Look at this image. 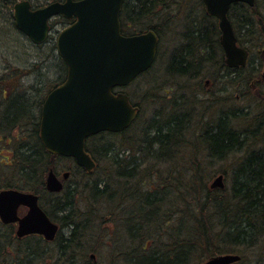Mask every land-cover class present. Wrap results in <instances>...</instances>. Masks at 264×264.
<instances>
[{
  "label": "trees",
  "instance_id": "obj_1",
  "mask_svg": "<svg viewBox=\"0 0 264 264\" xmlns=\"http://www.w3.org/2000/svg\"><path fill=\"white\" fill-rule=\"evenodd\" d=\"M190 1L124 0L120 21L125 35L153 30L160 37L166 27L174 22L178 11L183 12L184 9L191 28L188 26L183 30L182 40L187 43L182 42L172 51L164 63L161 80L149 75L152 71L149 69L129 85L133 87L129 97L135 92L140 97V103L134 105L140 108L141 104L150 100L156 107L149 121L141 125L139 133L129 135L140 121L138 119L130 129L119 135L101 133L89 138L86 148L96 166L91 174L75 168L80 177L86 179L82 187L75 182L73 187L68 186L57 194L45 192L43 181L46 171L59 157L50 156L45 151L36 139L37 128L30 130L32 141L29 145L21 143L15 158L10 160L9 166H5L8 185L36 189L35 193L40 196L41 206L48 217L60 229H70L69 237L63 236L61 230L57 234L55 250L59 259L53 264H68L67 249L71 253L90 249L89 244L85 247L86 242L79 235L95 211L96 219L101 220L102 224H119L127 234L125 241L130 243V250L116 252L112 256V259L122 257L125 264H192L195 261L200 264L211 256L226 254L231 250L243 254L256 247L260 256L251 264H264V248L258 245L264 240V150L248 152L237 167L235 184L230 192L225 188L210 189L208 182L213 176L206 173L205 166L201 165L204 157L200 155L202 147L207 148L209 158L219 164L229 153L238 152L249 145L246 143L248 139L242 138V135L250 137L248 131L234 129L231 119L227 120L224 116L206 121L204 125L199 120L200 126H194L191 121L195 110H183L178 115H172L175 111L169 114L162 111L165 104L169 105L170 102V109L173 104L178 110L190 101L201 102V114L206 113L211 106L205 103L217 101L215 94L202 102L193 93L196 89L194 84L188 82L198 80L202 74L208 73L207 70L210 73L213 68L211 64L219 66V72L229 71L222 61L223 55L216 39L217 27L205 21L200 13L193 16L192 11L197 7H192ZM14 2L0 0V11L11 10ZM237 7L234 5L233 8ZM262 7L264 0H257L252 8L243 6L250 25L242 24V28H247L250 36L255 33L250 13L257 16L255 11ZM175 8L177 12L172 14ZM238 20L237 15L233 23L239 26ZM216 48L220 50L221 61L216 60ZM180 81L185 84L180 85ZM231 84L237 87L239 81L232 80ZM165 86L175 90L169 98L171 101L158 94ZM31 101L32 98H16L6 111V123L10 124L25 114L29 117ZM11 130L21 132L19 128H3L2 136L8 137L7 134L11 135L12 132H7ZM18 133L17 137L21 136L22 132L20 135ZM117 138H120L118 143ZM11 141H15L14 137ZM165 165L171 167L166 175L160 172ZM223 175L226 177L225 172ZM81 194L84 195L83 200ZM126 200H129V206L125 204ZM79 201L84 202L85 208L77 213L76 204ZM97 204H103L108 214L103 213L102 216V212L99 214L96 208L92 209ZM103 228L104 225L102 233ZM153 238L159 240L156 249L151 246V243L154 244ZM90 240L86 238L87 242ZM97 240L101 238L97 237ZM11 242L4 240V248L11 249ZM39 244L30 242L11 250L19 256L20 264H50L48 249ZM83 252L86 256V251ZM72 258H75L73 254ZM242 260L241 256L236 264H242Z\"/></svg>",
  "mask_w": 264,
  "mask_h": 264
},
{
  "label": "water",
  "instance_id": "obj_2",
  "mask_svg": "<svg viewBox=\"0 0 264 264\" xmlns=\"http://www.w3.org/2000/svg\"><path fill=\"white\" fill-rule=\"evenodd\" d=\"M206 13L219 20L221 46L228 67L245 65L247 51L236 46L227 19L233 3L254 6L255 0H202ZM123 0H81L53 3L31 11L28 1L16 3L13 19L16 28L34 44L45 41L48 20L55 15L75 18L73 24L58 34L56 50L65 62V81L46 97L41 111L39 137L51 155L72 157L76 164L91 171L94 163L85 152V140L99 132H121L136 118L137 108L124 93H113L127 86L148 70L156 57L157 36L153 31L122 36L119 21ZM67 178V173L63 175ZM46 190L58 193L62 184L52 170L45 179ZM223 177L214 179L211 188H223ZM20 206L28 210L18 217ZM0 218L5 224L17 223L16 236L42 235L52 241L58 226L50 221L38 205V196L14 189L0 192ZM237 255L213 256L203 264H232Z\"/></svg>",
  "mask_w": 264,
  "mask_h": 264
},
{
  "label": "rangeland",
  "instance_id": "obj_3",
  "mask_svg": "<svg viewBox=\"0 0 264 264\" xmlns=\"http://www.w3.org/2000/svg\"><path fill=\"white\" fill-rule=\"evenodd\" d=\"M21 0H15V2H18ZM54 0H30V2L35 6H43L47 3H50ZM190 5L193 7V5H196V9H193L192 13L193 16L198 15L200 13V16H203V12L201 9V6L197 3V0H191ZM172 8V7H171ZM198 9V10H197ZM185 10V9H184ZM183 10V12L178 11V15L176 18H174V22L170 24L166 29L163 31V33L160 34L159 42H158V49H157V56L156 61L154 62L152 66V71H150L149 75L154 76L156 80H161L163 78V75L161 74V71L164 68V63H166L167 59H169L170 54L173 50H175L178 45L182 44V42H185L182 40V33L183 30L188 27L189 21L187 20L186 13ZM261 14L263 15V18H260L259 24L255 25V35L252 37L258 36V34H261V32H264V8H260ZM177 10L175 8L174 12H171L172 14H175ZM258 14V13H257ZM251 18L255 17L252 13H250ZM255 20H258V18H254ZM206 21V18H204ZM52 24V31L50 35L48 36L47 42L41 45H33L28 38H26L22 33L18 32V30L15 27V24L13 22L12 18V9L11 10H3L0 11V72H7L9 75L12 74L15 77L23 78V80L20 81V84L22 85V91L27 93L26 97H29V84L31 80L33 81V78H36V81L40 83V87H43V89L39 90L37 92V98H43L46 90L44 87H50L51 85H55L58 83V79L62 78L64 73V68L62 67V63L59 61V56L56 51L55 43L58 33L64 29L67 24L63 23L60 18L54 17L51 21ZM205 25V23H202ZM248 26V25H247ZM189 28H191L189 26ZM262 48V47H261ZM216 54V60L221 61V53L219 48L215 49ZM213 66L212 71L213 74L219 72V66ZM210 66V65H209ZM5 68V70H3ZM208 73L202 74L200 77V84L198 83L199 80H196L194 82H188L189 84H194V88H202L198 92H193L197 96L199 100L203 102V99H207V97L211 95H207V91H204L205 89H218L217 86H215L214 82V75L207 70ZM34 73L33 76H31ZM36 73L38 75H36ZM220 73V72H219ZM19 74H28V76L22 77V75ZM30 74V75H29ZM43 75V76H41ZM150 76V77H151ZM43 77V78H42ZM206 81L209 82L208 85H205ZM180 85H184L185 82L180 81ZM138 86V85H137ZM144 86V84L138 89V92H140V89ZM234 85L230 84V97L225 99V94L215 95L216 99H219L217 101H210L205 103V105H210L211 107L209 110L204 113L202 111V103L201 102H185L181 108L178 110L175 109L176 105L171 106L172 109H170V104H165V110H162L164 113H170L172 111H175L172 113V115H178L179 113H182L183 110H195V114L193 115V119L191 123L194 126H200V123H198L199 120L202 121V125L207 121L216 119V117L222 115L223 111H228L229 116L231 119V126L238 130V131H244L247 130L249 133V138L247 136H243L242 138H247V144L248 146L243 147L238 152H233L232 154L229 153V155L226 157V159L217 164L215 163L214 166L210 167V163L207 160L202 159L201 165L203 164L205 166L206 173L211 174L213 177L208 182V187L210 188V184L213 181V179L223 174V172L226 173V177L224 178V184L226 191L230 192L231 187L235 184V173L237 172V167L239 164L244 160V158L249 154L248 152L251 151H262L264 150V135H263V127L259 128L255 125V120L258 118L257 116H260L262 114L261 120H264V107H260L261 100H259L258 95L259 92H255L253 89H242L239 87H233ZM126 93L129 94L133 90V87H126L123 89ZM175 90L172 88H169L168 86L162 88L158 91L159 95H162L165 97L164 99H169ZM259 93V94H258ZM139 95L135 92L134 95H130V99L133 103L139 102ZM171 101V99H169ZM224 100V101H223ZM150 101V100H149ZM146 102L145 104L140 105V112L138 113V118L135 123L138 122V119L140 120L135 126L130 130L129 135H137L139 133V129L141 125L145 124V121H149V118L154 114L156 107L151 102ZM140 103V102H139ZM250 125V126H249ZM206 127V125H205ZM23 135L22 138L25 141H30L29 133L31 128L30 127H24L21 128ZM15 130H11L7 133H11V135H8V137H3L6 139V141H9V139L13 137H16L17 135L14 132ZM254 135H251L253 134ZM120 138H117V143L119 142ZM3 147V146H1ZM203 151L200 153L201 157L208 156L207 148L202 147ZM9 147L7 148V155L3 152V156L9 157ZM13 150V147H12ZM4 151V150H2ZM180 155H178L177 160H179ZM9 162V161H8ZM148 164V161L146 162V165ZM52 167L58 172L59 176L64 172L68 171L70 172L69 178L64 181L66 187H73L75 185V182H78L79 185L84 184L86 179L83 180L82 177H80V173L77 172V169L74 167V163L71 161H65V160H57L52 162ZM210 167V168H209ZM171 167L169 165L162 166L160 169V172L162 174H167ZM215 171H218L220 173H215ZM7 168L3 170V174H6ZM214 172V173H213ZM14 176V175H13ZM118 191V187H116ZM211 189V188H210ZM146 190V189H144ZM214 190V189H213ZM119 192V191H118ZM62 196V195H61ZM82 200L84 199V195L81 194ZM175 196V195H174ZM171 201L174 200L170 199ZM79 204V205H78ZM78 204H76L77 213L81 212L80 210H83L85 208L84 202L79 201ZM125 204L127 206L130 205L129 200L125 201ZM103 204H97L94 205L92 209H97L98 213L108 214L103 209ZM79 210V211H78ZM85 212V211H82ZM94 211H91V213ZM97 213V214H98ZM82 214V213H81ZM78 215V214H77ZM96 211L93 216V218L90 220L89 224H85V226L82 227L83 232L79 235L81 237V240H83L86 247V244H89L90 249H81L77 252H74V256L76 259L75 264H79V254H81L82 251H86V261H89V256L94 255V259H92V264H125L124 260L121 258L119 259H112V256L114 253H119L121 251L127 252L130 250L128 245L130 243L125 241L127 240V234L124 233L119 224H102L101 220L96 219ZM101 217V215H100ZM79 218L81 216L79 215ZM107 221V219H105ZM83 223V222H82ZM81 225V224H80ZM104 225V231L102 233V226ZM60 227V226H59ZM81 227V226H80ZM61 230V234L65 237H68L70 229H59ZM89 237L91 240L89 242L86 241V238ZM99 237L101 240H97L96 238ZM164 238V237H162ZM262 239V238H261ZM154 244L151 243L152 247L156 249L157 246H159L158 241L156 238L152 239ZM32 240L23 241L22 244L26 245L27 243L30 244ZM34 242V241H33ZM38 242V241H36ZM93 242V243H92ZM98 242V243H97ZM125 243V244H123ZM22 244L20 246H22ZM39 244V242H38ZM54 244L50 246L49 251H47L48 257L50 258V264H53L55 260L58 258V253L55 249H57V246ZM94 244V245H93ZM41 246V244H39ZM260 245L262 248H264V240L260 241ZM19 246V247H20ZM16 244L11 245V249H15ZM45 248V246H44ZM121 254V253H120ZM227 254H236L242 256V264H251L254 259H258L260 256V251L258 250V247L256 249L247 250L243 254H240L238 252H234V250H231L227 252ZM47 257V253H46ZM114 260V261H113ZM206 260V259H205ZM204 260V261H205ZM264 260V257H263ZM61 261V260H60ZM204 261H202L200 264H202ZM36 262V261H35ZM197 261L193 262L192 264H196ZM64 263V262H63ZM62 263V264H63ZM198 263V262H197ZM56 264V263H55Z\"/></svg>",
  "mask_w": 264,
  "mask_h": 264
},
{
  "label": "flooded vegetation",
  "instance_id": "obj_4",
  "mask_svg": "<svg viewBox=\"0 0 264 264\" xmlns=\"http://www.w3.org/2000/svg\"><path fill=\"white\" fill-rule=\"evenodd\" d=\"M64 1L65 0H54L52 2L63 3ZM73 1H79V0H73ZM197 1L202 6L201 9H202V12L204 14L203 17L206 18V21L210 22V25L217 27L216 39L218 41V46H219V44L221 45V43H219L221 41V32L219 29V21L215 17L209 16L206 13V9H205V6H204L202 0H197ZM256 1L257 0H255V4H256ZM234 5H237L238 7L236 9H234L233 8ZM44 6L45 5L35 6V5L31 4V8L33 10H35L37 8L44 7ZM243 6H247V5L244 3H234V4L230 5L228 12H227V19L232 26V30H233V33H234V36L236 39V46L247 51L246 63L243 67H238V68H229L224 64L225 68H227L229 70L228 72L223 71L220 73H214L213 74L214 80H215L213 82H214L215 86L218 87V89H213V90L205 89L204 91H207V95H214L215 94L218 96L220 94L223 95V94L227 93V94H225V99H227L228 97H230L229 89H230L231 81L236 80V81H239V84L237 86V87H239V89L242 88V89L247 90L246 87L249 86L251 89L255 90V92H259L260 94L258 95V97H259V100H261L260 107H264V32H261V34H258L257 38L256 37L254 38V37L248 35L247 28H245V29L242 28V24L250 25V23H248L249 20L246 18L245 13L242 10ZM255 12L258 13L257 16H255L256 18H258V20H255L254 19L255 17H253V19L251 18L252 23L259 24L260 17H262L263 15L260 13L261 10H259V9ZM237 15L239 17V20H238L239 26L236 25L235 23H233L234 18L237 17ZM58 18H60L61 21L63 23H66L67 25L71 24L74 21V19H65V18L63 19V17H61V16H59ZM51 21L49 22V25H50V30L52 31L53 27H52ZM199 21L201 22V20H199ZM193 22H196V21H193ZM255 33L253 35H255ZM185 43H187V42H185ZM213 53L214 52L212 51V55H213ZM59 61L63 64L61 59H59ZM222 61L225 62L224 58ZM3 70H5V68ZM19 75H22V77L28 76V74H19ZM33 75H34V73L31 76H33ZM36 75H38V74L36 73ZM65 79H66V71H64L62 78L58 79L57 84L51 85L50 87H44V89L46 90L47 93H45L43 98H37L38 97L37 92L39 90L43 89V87H40V83H38L36 81V78H33V81L31 80V82L29 84V88H30L28 90L29 91V93H28L29 97H26L27 93L22 91L23 87L20 84V81L23 80V78L15 77L12 74L9 75L7 72L6 73L0 72V191L5 190V189H16V190L22 191V192H33V193L36 192V189H33L31 187L29 188L28 186L21 187L19 185H8L6 182L5 174H3V170L5 169V166H9V164L11 163L10 160H13L15 158V154L18 152V149L22 146L21 143H28L27 145H29V143H30V141H25L22 138L23 132H22L21 128H24V127H30L31 129L37 128L36 139L38 141L40 140L39 139V124H40V114H41L43 102H44L45 98L47 97V95L50 93V91H52L54 88H56L58 85H60V83L64 82ZM198 83L200 84V80ZM208 84H209V82L206 81L205 85H208ZM197 87L198 88H196L194 90V92H197L198 90L200 91V89L202 90V88H199V86H197ZM18 97H24V98H28V99L32 98V101H31L32 105L30 108L31 120L30 121L20 120V117H21L20 116L14 122H12L10 124L9 123L6 124V121H5L6 111H7L8 107L10 106V104ZM217 100H219V99H217ZM229 115H230L229 112L225 110V111H223L222 115H220V116H224L227 120H229L230 119ZM257 117L258 118H256V120H255L256 121L255 122L256 127H259V128L263 127L264 128V120H261L262 114H260V116H257ZM6 127L7 128L12 127V128H16V129L19 128L22 132L21 136L14 137L15 141H11V140L6 141V139L3 138L2 134H1L2 129L6 128ZM17 133L18 132H15V134H17ZM20 133H18V134L20 135ZM263 135H264V129H263ZM13 144H14V146H13ZM1 146H3V147H1ZM8 147L10 148V149H8L9 150L8 153L9 154L11 153V154L9 155V157L3 156V152L5 153V155H7L6 151H7ZM12 147H13V150H12ZM2 150H4V151H2ZM43 183H44V181H43ZM64 188H66V185H64ZM26 210H27L26 207H19L18 216L21 218L26 213ZM16 229H17L16 223L5 224L2 221V219L0 218V264H20V262L18 261L19 256H16L10 248H7V249L4 248V247H6L4 240L12 241L11 245L16 244V246H20L23 241L32 240V243H38L39 242L41 244V246H43V247L45 246L46 249H48V250H49L50 246L54 244V241H56V239H54L53 241H47L41 235H38V234H29V235H25L21 238H18L16 236ZM36 241H38V242H36ZM70 251H71L70 249H67V252L69 254L67 256L66 262L68 264H72L76 261L75 258H72V254L74 255V253H71ZM79 257H80L79 264H92L90 261H88V260L86 261V257H85L84 252L79 254ZM89 258L91 259L90 256H89ZM48 264H49V262H48Z\"/></svg>",
  "mask_w": 264,
  "mask_h": 264
},
{
  "label": "bare ground",
  "instance_id": "obj_5",
  "mask_svg": "<svg viewBox=\"0 0 264 264\" xmlns=\"http://www.w3.org/2000/svg\"><path fill=\"white\" fill-rule=\"evenodd\" d=\"M20 120H23V121H30V120H31V115L28 117V115L25 114V115H23V116L20 117ZM6 124H7V123H6ZM6 128H7V127H6ZM205 158H206V160L210 163V167H211V166L213 167L215 163L210 159L211 157L209 158V156H207V157L204 156L203 159H205ZM210 167H209V168H210ZM217 172H218V171H215V173H217ZM213 173H214V172H213ZM218 173H220V172H218ZM220 175H222V177H223V182H224V178H225V176H224L223 174H220Z\"/></svg>",
  "mask_w": 264,
  "mask_h": 264
}]
</instances>
